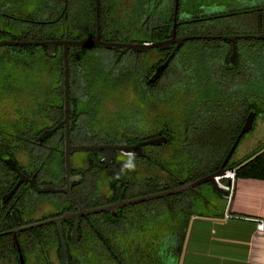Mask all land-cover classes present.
I'll return each instance as SVG.
<instances>
[{
    "label": "flooded vegetation",
    "instance_id": "1",
    "mask_svg": "<svg viewBox=\"0 0 264 264\" xmlns=\"http://www.w3.org/2000/svg\"><path fill=\"white\" fill-rule=\"evenodd\" d=\"M43 1L49 3L44 5ZM61 1L63 6L57 10L54 6L57 0H0V40L40 41L26 40V38L39 33L42 25L47 24L55 33V38L49 39L52 41L93 38L98 34L102 41L119 42L106 37L101 28V19L104 21L101 13L103 10L106 11L105 3L113 0H98V25L96 0ZM88 4H93L94 7V26L88 25L90 23L86 12ZM44 11L46 13L50 11L54 15L43 19ZM112 18L117 20L116 16L111 15L105 19L112 21ZM74 23L77 24L75 27L72 26ZM66 24H70L72 28H67ZM72 29L81 31L82 37L72 39L68 36L73 32ZM176 37L183 36L176 32ZM169 38L170 35L166 39L153 42L165 41ZM184 42L176 49L165 69L154 81H151V78L156 68L166 61L175 49V43L168 49L151 48L142 55L136 52L134 60L137 62L133 70L117 64L123 49L69 46L67 57L72 113L67 125L64 122L63 46L57 45L51 55L43 46H0L3 47L0 60H9L7 58L11 57L8 51L10 47L15 49L13 54L26 59L20 67L8 65L6 71L11 74L5 73V78L0 81V95H3L0 105H4V101L12 105L3 112L7 114L0 120V232L14 227V213L18 217V225L25 226L77 211V207L66 193L39 192L33 187V185L53 188L66 186L67 132L71 146L88 147L82 151H71L70 175L77 177L71 182L73 196L79 205L87 210L113 207L77 218L75 241L72 239L74 221L69 219L61 222L63 240L67 248L66 262L60 257L61 239L55 223L19 232L22 233L23 246L28 244L32 247H40L43 243L48 248L46 251L48 257L41 258L35 254L34 257L28 258L30 264H67L75 249L80 250L81 247H85L88 255L92 253L89 250L92 247L103 249L115 247V244L112 246L109 238L113 236H107V233L117 232V228L134 227L136 232L148 231L154 226L149 222H138L133 226L134 224H129L127 221L134 217L143 218L146 215L150 219L154 211V201L157 199L119 207L115 205L161 192L160 187L153 191L154 185L160 186L169 183L170 178H179L170 176V168L195 167L200 163L195 159L196 156L192 155L199 153L201 148L208 144L209 139L207 134L202 135L200 132L198 137L197 135L189 137L190 129L185 131L183 118L188 101L200 98L201 85L195 80H171L172 74L168 72L172 59ZM235 45L237 46L236 42ZM41 48H45V52L52 58V63L45 66H51L52 69L57 67L61 75L59 80L51 74L46 75L49 76L47 79H43L47 83L40 82L43 75L40 72ZM109 54L114 57L113 62ZM60 57L62 64L56 62ZM236 57L237 47L235 63L231 64L229 61L230 68L236 67ZM109 60L111 63L107 64ZM122 60L127 61L125 58ZM16 71L18 77L15 75ZM235 72V77L227 73L228 79L223 84L230 83V87L233 90L235 88L244 100L248 95L246 86L249 81L248 65L242 64L241 70L237 69ZM26 79L32 80L33 86L28 85ZM60 91L62 96L59 95ZM32 92H34L33 98L30 94ZM247 133L237 143L230 157L232 162L241 161L246 157L235 161L233 159L238 147L246 139ZM153 139H158L159 144H145ZM210 141H213L212 135ZM117 147H130L132 151L126 153L118 150ZM18 172L27 180L20 182L10 193L21 178ZM179 182L182 183L183 180ZM189 182L191 181L187 183ZM8 216L12 217L13 226L10 229L4 226ZM136 237L139 241L148 240L147 237L141 239L138 234ZM19 246L21 249L20 242ZM53 255L58 263L52 260Z\"/></svg>",
    "mask_w": 264,
    "mask_h": 264
},
{
    "label": "trees",
    "instance_id": "2",
    "mask_svg": "<svg viewBox=\"0 0 264 264\" xmlns=\"http://www.w3.org/2000/svg\"><path fill=\"white\" fill-rule=\"evenodd\" d=\"M250 1L251 3H249ZM43 2L44 5L49 3V1ZM174 4L175 0H113L106 2V11L103 10L101 13L104 16V21L101 19L102 31L106 37H110L113 41L126 43H144L166 39L170 35L173 24ZM92 5L88 4L86 7L87 17L90 19L88 20L89 26L95 25ZM54 6L58 10L63 6V1L57 0ZM263 11L264 2L260 4L254 3L252 0H179L176 32L180 36L258 34L261 31ZM53 15L47 11V13H43L42 18L47 19ZM110 15L116 16L117 20L105 19ZM76 25L74 23L72 26ZM66 26L72 28L70 24H66ZM80 32L74 29L68 36L78 39L82 37ZM54 38L55 33L50 30L49 25L43 24L39 33L32 34L26 40L43 41ZM236 44L235 68H230L228 57L231 53V43L225 39L186 40L172 59L168 67V72L172 74L170 79L195 80L202 89L200 98L188 101L183 127H185V131L190 129L189 137L196 135L198 137L199 132L202 135L207 134L209 142L201 148L199 153L192 155L196 156L195 159L200 162L199 164L195 167L170 168V176L179 178H170L169 183L160 186L154 185L153 191L159 187L162 191L173 189L216 171L228 153L248 111L255 112L258 106L264 108L262 101L255 102V99L258 101L260 97L258 88L263 87L257 82L258 92H256L255 86L251 85V79H255L261 69L264 38H241L236 41ZM41 49L42 70L40 72L43 74L42 77L52 74L59 80L61 75L57 67L52 69L51 66H45V64L52 63V58L45 52V48ZM123 50L117 64H120L121 67L125 65L129 70L135 69L133 66L137 60H134V54L137 51ZM137 54L142 55L144 51ZM109 55L111 57V54ZM111 58L113 62L114 57ZM124 58L127 61L122 60ZM110 60L106 63L110 64ZM56 62L62 64V57ZM242 64L248 65L249 75V81L246 84L248 95L244 100L235 88L233 90L230 87V83L223 84L229 75L236 76L235 71L241 70ZM251 89L253 90L251 91ZM59 95L62 96V91ZM256 114L257 112H255ZM253 124L249 132L253 130ZM211 135L212 142L210 141ZM231 159L227 166L235 171L236 179L264 181V144L257 147L241 161L232 162ZM181 180H183L182 183L179 182ZM221 198L222 196L215 191L210 183L172 196L159 198L154 201V211L150 219L146 215L143 218L134 217L127 221L129 224H134L133 226L138 222H149L150 225H154L153 228L144 232H136L134 227H123L117 228V232H106L107 236H113L109 238L112 241V246L115 244V247L106 249L92 247L89 249L92 253L88 255L85 247H81L80 250L75 249L67 264H179L191 218L193 216L211 217L212 215L207 213L205 208L208 209L211 202ZM67 207L66 205L65 208ZM4 226L6 229L12 228L11 216H8L7 221H4ZM136 234L143 240L147 237V242L139 241L137 237L135 238ZM21 235L22 233H18V240L25 264H28V258L34 257L35 254L41 258L48 257L46 252L48 248L43 243L40 247H32L28 244L23 246ZM0 264H20L17 251L12 245L11 235L0 236Z\"/></svg>",
    "mask_w": 264,
    "mask_h": 264
},
{
    "label": "water",
    "instance_id": "3",
    "mask_svg": "<svg viewBox=\"0 0 264 264\" xmlns=\"http://www.w3.org/2000/svg\"><path fill=\"white\" fill-rule=\"evenodd\" d=\"M178 1L179 0H175V4H174L173 24H172V27L170 29V38L165 40V41H156V42L142 43V44L125 43V42H106V41H102L99 38V35L97 34L93 38L86 37V38H82L79 40L12 41V40L3 39V40H0V46L1 45L43 46V47L47 48L48 53L50 55L55 52V47L57 45L63 46V48H64V99H65L64 100V105H65V121L64 122L67 125L68 120H69V116L72 113V106H71L70 101H69V62H68V57H67L69 46H74V47L100 46V47H104L107 49H112V48L113 49H128V50L140 52V51L149 50L151 48L168 49L172 46L173 43H175L176 44L175 49L172 51V53L169 55V57L166 59V61L156 68V70H155V72L151 78V81H154L160 75V73L165 69V67L167 66V64L169 63L171 58L173 57L176 49H178L180 47V45L183 41L191 40V39H200V38H204V39L222 38V39H225L231 43V55H230L229 61L231 64H234L235 63V56H236L235 42L237 39H241V38L262 39V38H264V11L262 13L261 31L259 34L219 35V36L186 35V36L177 38L176 37V26H177V14H178ZM96 20H97V25H98V0H96ZM254 117H255V112L250 111L248 113L246 119H245V122H244L239 134L236 137L234 144L232 145V147L230 148V150L226 154L223 162L221 163V165L219 166V168L216 171H214L208 175H205L203 177H200V178H198L194 181H191L189 183L183 184L179 187L173 188V189L164 190V191L153 193L150 195H146V196H143L140 198H135L132 200H128L127 202H124V203L119 202V203H117V205H115V207H119V206H123V205L138 204V203L149 201V200H155V199L164 198L167 196H172V195H175L178 193H182V192H185L188 190H192V189H194V188H196L202 184H205V183H210L219 195H221L222 197H225L227 195V191L223 187H221L220 182L217 181V178L223 177L225 175L226 171L233 170L231 167H227V162L229 161L230 157L232 156V154L235 150V147H236L237 143L239 142L240 138L251 129L253 121H254ZM44 136H46V134ZM145 144H159V140L158 139L149 140V141L145 142ZM87 148L88 147H85V146H71L69 144V138H68V132H67L66 133V147H65L66 186L63 188H53L51 186L38 187V186L33 185V187L39 192H63V193H66L68 195V197L70 198V200L77 207L76 212L64 213L62 216L52 218L49 220H45L43 222L32 223V224L25 225V226H19L18 225V217L14 213L13 214L14 227L8 231L0 232V236L7 235V234L11 235L12 245L17 251L20 264H25V262H24V259H23L22 253H21V249L19 246V240H18V233L19 232H21L23 230L35 228V227H38L41 225H45V224H49V223H55L57 225L59 236L61 239L60 257H61V260L63 262H66L67 261V248H66L64 240H63V235H62V231H61V222L64 220H69V219H72L74 221V229L72 231V239H73V241H75L76 234H77V218L88 215V214L97 213V212H100L102 210H108V209L113 208V207L108 206V207H101V208H95V209H89V210L84 209L81 205H79V203L77 202V200L75 199V197L72 194L71 182L73 180H75L77 177H72L70 175L71 151H73V150L82 151V150H86ZM117 149L122 150L126 153H129L132 151V148H130V147H117ZM10 165L13 166L12 163ZM19 176L21 178L19 179L17 184L14 186V188L10 191V193H12L14 191V189L17 187V185L20 182L27 180V178H25L20 173H19ZM221 182L223 183V185H227V186H229L231 184L230 179H224ZM119 198L121 199V193L119 195Z\"/></svg>",
    "mask_w": 264,
    "mask_h": 264
},
{
    "label": "crops",
    "instance_id": "4",
    "mask_svg": "<svg viewBox=\"0 0 264 264\" xmlns=\"http://www.w3.org/2000/svg\"><path fill=\"white\" fill-rule=\"evenodd\" d=\"M226 206L225 197L216 199L205 208L211 217L191 218L179 264H264V227L257 228L264 223V181L236 179Z\"/></svg>",
    "mask_w": 264,
    "mask_h": 264
},
{
    "label": "rangeland",
    "instance_id": "5",
    "mask_svg": "<svg viewBox=\"0 0 264 264\" xmlns=\"http://www.w3.org/2000/svg\"><path fill=\"white\" fill-rule=\"evenodd\" d=\"M252 1H254V3L257 2L260 4H263V2H264V0H252ZM249 3H251V1ZM216 10H217V8H216ZM261 19H262V17H261ZM2 48L3 47H0V52L3 51ZM10 48L8 49V51H9L11 57L7 58L9 60L8 61L0 60V81H2L5 78V73L6 74L9 73L6 71L8 65H11L14 67H20L23 63V60H26L24 58H21L19 56H16L15 54H13L15 49H10ZM30 60H32V59H30ZM260 67H261L260 72L258 71L256 78L251 79V85L255 86L254 89L256 92L260 91V97L258 98V101H257V99H255V102L258 103V102L262 101L264 103V56L261 58ZM10 74L11 73H9V75ZM15 75L18 77L17 71L15 72ZM48 77L46 75L41 77L40 82L42 81V84L47 83V81H44L43 79H47ZM257 82H258V85H261L263 87V88H258V91L256 89V87H257L256 83ZM26 83L30 86H33L32 80L28 81V79H26ZM252 90L253 89H251V91ZM30 94H31V98H33L34 92H32ZM38 95H40V93H38ZM1 97L3 98L2 94L0 95V99H2ZM3 103H4V105H0V120L3 116H5L7 114V113H3V112H6V110L11 108V106H12L11 104H6L5 101ZM6 107H7V109H6ZM255 109H256V107L254 108V110ZM255 112H257V114L254 117L253 130L246 134V139L243 140L242 143L240 144V146L238 147L237 151L235 152V154L233 156L234 161L240 160L244 156H247L248 154L253 152L264 141V108H262V107L259 108V106H258V108L255 110ZM248 152H250V153H248ZM52 260L54 262L56 261L55 263H58V260L54 257V255L52 256Z\"/></svg>",
    "mask_w": 264,
    "mask_h": 264
},
{
    "label": "built area",
    "instance_id": "6",
    "mask_svg": "<svg viewBox=\"0 0 264 264\" xmlns=\"http://www.w3.org/2000/svg\"><path fill=\"white\" fill-rule=\"evenodd\" d=\"M224 179H230L231 184L229 186L223 185V183L221 181ZM235 180H236V177H235V171L234 170L226 171L225 175L223 177L217 178V181L220 182L221 187H223L227 191V195L225 196V200L227 202L226 208L229 206V204L232 200V197H233ZM263 227H264V223L259 222L257 225V228L263 229Z\"/></svg>",
    "mask_w": 264,
    "mask_h": 264
}]
</instances>
